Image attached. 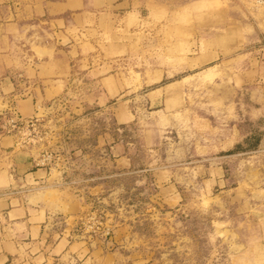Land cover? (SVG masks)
Returning a JSON list of instances; mask_svg holds the SVG:
<instances>
[{"label":"rangeland","instance_id":"374dc122","mask_svg":"<svg viewBox=\"0 0 264 264\" xmlns=\"http://www.w3.org/2000/svg\"><path fill=\"white\" fill-rule=\"evenodd\" d=\"M132 1L135 16L123 9L77 31L64 91L45 101L30 93L37 115L10 134L79 189L103 185L81 195L79 216L107 213L112 239L85 241L117 264H264V0ZM37 2L0 0V24L27 20ZM113 38L127 48L106 57ZM122 109L134 115L128 124ZM115 143L134 158L129 173ZM222 161L223 174L213 171Z\"/></svg>","mask_w":264,"mask_h":264},{"label":"crops","instance_id":"0c3cea01","mask_svg":"<svg viewBox=\"0 0 264 264\" xmlns=\"http://www.w3.org/2000/svg\"><path fill=\"white\" fill-rule=\"evenodd\" d=\"M131 5L135 2L38 0L32 13L26 14L27 20L15 16L0 24V113L8 97H14L23 117L36 116L37 104L29 94L45 101L64 91L71 61L81 54V49L70 45L77 31L89 34L92 26L115 19L116 12L123 9L127 15L135 16ZM30 17L38 20L30 22ZM25 43L29 44L27 51L20 46ZM126 48L124 41L113 38L107 41L103 53L117 57ZM20 72L29 79V87L20 83ZM155 93L152 96L158 95ZM106 101L107 95L99 98L103 104ZM133 116L122 109L117 119L128 124ZM18 134L0 137V264H117L113 253L90 249L80 238L69 240L74 221L87 209L81 195L94 197L103 191V185L89 183L81 190L76 181H66L69 171L63 167H41L33 150L19 146ZM111 153L117 157L116 166L129 173L134 158L124 144L115 143ZM214 166L213 171L223 174V161ZM168 176L161 171L156 176L157 183H165L164 193L171 190L165 182ZM115 231L118 242L121 230Z\"/></svg>","mask_w":264,"mask_h":264},{"label":"built area","instance_id":"2783aa9c","mask_svg":"<svg viewBox=\"0 0 264 264\" xmlns=\"http://www.w3.org/2000/svg\"><path fill=\"white\" fill-rule=\"evenodd\" d=\"M6 104L0 113V137L20 131L26 122H32V119H27L20 114L16 104L12 100H8ZM113 233L114 227L113 224L109 223L107 213L98 209L91 210L79 216L75 220V224L71 230L72 237L82 240L101 238L110 241Z\"/></svg>","mask_w":264,"mask_h":264}]
</instances>
